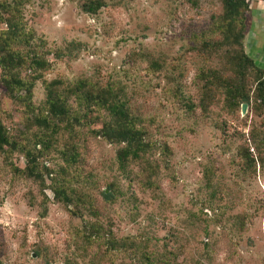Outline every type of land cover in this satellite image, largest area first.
I'll return each mask as SVG.
<instances>
[{
    "label": "rangeland",
    "instance_id": "rangeland-1",
    "mask_svg": "<svg viewBox=\"0 0 264 264\" xmlns=\"http://www.w3.org/2000/svg\"><path fill=\"white\" fill-rule=\"evenodd\" d=\"M82 1L0 0V32L13 20L27 35L22 57L39 61L16 69L32 79L28 99L11 98L0 82V124L11 142L0 150V264H138L142 251L168 264H264L258 71L243 77L247 102L231 105L221 86L202 89L203 72L234 78L225 63L239 48L262 72L264 2L246 0L240 46L214 48L203 41L220 39V0H104L94 14ZM78 80L126 102L146 132L143 158L121 169L120 144L91 132L100 120L81 118L70 130L53 115L56 126L36 122L46 86ZM68 104L82 111L73 97ZM90 115L108 119L103 109ZM111 237L138 248L110 249Z\"/></svg>",
    "mask_w": 264,
    "mask_h": 264
},
{
    "label": "trees",
    "instance_id": "trees-1",
    "mask_svg": "<svg viewBox=\"0 0 264 264\" xmlns=\"http://www.w3.org/2000/svg\"><path fill=\"white\" fill-rule=\"evenodd\" d=\"M264 2V0H261ZM221 12L218 19L215 22L217 31L219 32L220 39L213 42L203 41L205 46H212L219 48L221 46H240L242 38L243 14L247 9L246 0H220ZM104 0H84L80 3L82 11L94 14L102 6H104ZM6 28L0 32V82L5 91L11 98L15 99H28L32 86V79H25L20 77L16 73V69L21 64L28 65L31 63L39 64L38 59H25L17 46L23 45L26 42V33L24 35L19 33L14 21L4 19ZM35 55V54H31ZM234 66L232 79H227L217 74L216 71L203 72L204 83L202 89L209 90V85H216L223 87V92L227 101L233 104H239L240 102H247L248 96L244 92L243 77L247 70L253 68L258 71L257 77H255L254 90L256 98L259 100V104L264 107V69H257L252 60L239 48L233 51L226 63ZM206 76L209 77L207 82ZM208 85V86H207ZM20 92H24L25 95L21 96ZM206 94L205 91L203 92ZM73 97V100L79 107L82 108L71 111L69 108L68 100ZM95 109H103L106 112L108 119H99V116L93 118L90 112ZM45 114L36 118V122L47 129L52 126H56L57 123L47 119L48 115H53L58 123H63V129H72L71 122L79 123L81 118H85V123L91 120H100V125L97 129H92L93 134L104 137L109 142L120 144V147L115 152V158L118 166L122 169L126 163L130 160H136L143 158L145 152L148 149V141L146 139V132L139 125L137 118L129 111L126 102L113 92L111 88L94 89L91 83L84 80H78L72 85L55 86L49 83L46 86V99H45ZM59 128V127H56ZM37 143L41 144V147L46 148V144L42 143L39 139ZM8 137L4 127L0 124V150H3L4 146H10ZM25 165L24 169L30 176L36 174L30 167L29 162L34 163L33 157L29 153H25ZM54 195H61L62 198L70 203L69 195H66L63 191L53 189ZM105 199L110 198L109 193L102 192ZM107 242L111 246L110 249L117 250L122 249H134L137 250L134 241L117 240L115 238H107ZM132 249V250H133ZM153 251H142L138 253L140 259L138 264H168L166 261H159V257L154 255Z\"/></svg>",
    "mask_w": 264,
    "mask_h": 264
},
{
    "label": "water",
    "instance_id": "water-1",
    "mask_svg": "<svg viewBox=\"0 0 264 264\" xmlns=\"http://www.w3.org/2000/svg\"><path fill=\"white\" fill-rule=\"evenodd\" d=\"M245 103L240 104V112L243 114L245 112L244 108H245Z\"/></svg>",
    "mask_w": 264,
    "mask_h": 264
}]
</instances>
